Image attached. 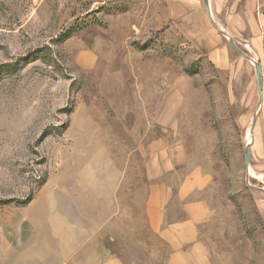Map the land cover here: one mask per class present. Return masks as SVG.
<instances>
[{"label":"rangeland","instance_id":"obj_1","mask_svg":"<svg viewBox=\"0 0 264 264\" xmlns=\"http://www.w3.org/2000/svg\"><path fill=\"white\" fill-rule=\"evenodd\" d=\"M161 2L0 0V264H63L86 223L79 194L105 173L134 183L133 220L88 238L85 264H164L157 237L135 229L147 176L197 180L208 264H264L256 54L223 36L230 66L216 68Z\"/></svg>","mask_w":264,"mask_h":264},{"label":"crops","instance_id":"obj_2","mask_svg":"<svg viewBox=\"0 0 264 264\" xmlns=\"http://www.w3.org/2000/svg\"><path fill=\"white\" fill-rule=\"evenodd\" d=\"M205 1L208 11L204 5ZM161 3L159 18L188 20L185 21V25L189 27L188 33L197 36V42L207 52L216 68L227 69L230 66V46L223 36L247 44L256 54L261 68V102L256 108L252 129L254 132H261L259 140L263 143L264 0H164ZM231 42L232 40L230 45ZM249 68L256 81L254 66H248ZM262 145L261 148H264V144ZM257 156L262 157L259 154ZM112 176L111 173L107 176L105 173L99 183L100 187L96 188L94 193L88 190L79 194V217L82 221L85 219L86 223L76 224L74 227L75 231H78V239L81 238L74 239L70 244L71 253L69 258H65L66 261L77 258L80 263L85 264L86 258H92L86 251L95 246V240L88 241V238L97 235V232L105 231L109 225H114L118 233L117 227L121 226L122 220H133L129 209L131 205H136L132 196L136 191L134 183L123 181V184L119 182V185L114 186ZM108 178L111 183L106 181ZM150 178L147 176L142 190H137L141 195V201L137 202L139 225L135 226L138 235L141 238L143 234L157 237L160 244L154 250L163 252L159 255L164 264H208L207 247L201 235V225L206 221L207 208L199 198L197 180L180 177V183L174 187L169 182L152 183ZM121 194L127 198L120 197ZM64 219L67 220L66 217ZM88 221L90 223L87 226ZM140 237L136 243L145 246L146 243ZM102 247L105 250L104 245ZM149 248L152 247L148 246ZM42 261L43 258L37 260L39 264H42ZM66 261H63V264H71ZM94 264L124 263L115 255H99L94 256Z\"/></svg>","mask_w":264,"mask_h":264},{"label":"water","instance_id":"obj_3","mask_svg":"<svg viewBox=\"0 0 264 264\" xmlns=\"http://www.w3.org/2000/svg\"><path fill=\"white\" fill-rule=\"evenodd\" d=\"M204 5H205V8L208 11L207 1H205V4ZM209 18H210V20L212 22V19L210 17V14H209ZM253 64H254L255 76H256V88H257V94H258V101H257L258 103H257V106H258L260 104V102H261V68H260V63L259 62L256 61ZM254 116H253V118H254ZM244 159H245V166H247V163H248V148L245 151Z\"/></svg>","mask_w":264,"mask_h":264},{"label":"trees","instance_id":"obj_4","mask_svg":"<svg viewBox=\"0 0 264 264\" xmlns=\"http://www.w3.org/2000/svg\"><path fill=\"white\" fill-rule=\"evenodd\" d=\"M66 36H64L63 38H65Z\"/></svg>","mask_w":264,"mask_h":264}]
</instances>
